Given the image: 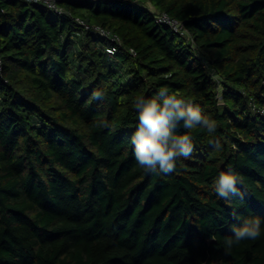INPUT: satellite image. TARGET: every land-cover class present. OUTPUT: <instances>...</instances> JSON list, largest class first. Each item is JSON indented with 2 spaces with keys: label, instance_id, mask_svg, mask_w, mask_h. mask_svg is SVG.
Instances as JSON below:
<instances>
[{
  "label": "trees",
  "instance_id": "obj_1",
  "mask_svg": "<svg viewBox=\"0 0 264 264\" xmlns=\"http://www.w3.org/2000/svg\"><path fill=\"white\" fill-rule=\"evenodd\" d=\"M60 5L0 0V264H264V0ZM162 88L217 125L179 128L194 152L167 175L130 142L136 98ZM221 171L242 197L217 196ZM253 216L260 238L226 252Z\"/></svg>",
  "mask_w": 264,
  "mask_h": 264
},
{
  "label": "clouds",
  "instance_id": "obj_2",
  "mask_svg": "<svg viewBox=\"0 0 264 264\" xmlns=\"http://www.w3.org/2000/svg\"><path fill=\"white\" fill-rule=\"evenodd\" d=\"M95 99L103 94L95 92ZM137 115L136 130L130 138L134 148L136 163L144 170L157 174H171L177 170L181 158L189 159L194 152L193 136L187 131L178 133L179 128L192 130L205 129L208 133L216 131V122L204 116L198 106L169 94L166 88L160 89L156 98L139 96L135 100ZM108 126L107 122H102ZM217 150L219 140L210 141ZM238 175L231 171H221L215 180V192L221 199L234 195L243 196L237 184ZM262 220L258 216L246 217L239 226L233 227V236L224 241L225 251L241 241H255L261 236Z\"/></svg>",
  "mask_w": 264,
  "mask_h": 264
},
{
  "label": "built area",
  "instance_id": "obj_3",
  "mask_svg": "<svg viewBox=\"0 0 264 264\" xmlns=\"http://www.w3.org/2000/svg\"><path fill=\"white\" fill-rule=\"evenodd\" d=\"M28 2H32V3H36V4H41L44 5L45 7H47L48 9L54 11L55 13L58 14H62L64 13V9L62 8V6L60 5V1L61 0H26ZM78 23L83 25L86 29H89V26L86 25L83 21L77 19ZM156 23L157 25H166L169 26L170 28H172L176 33H179L182 36H189V32L188 30L185 28L184 23L181 22L180 20L173 18L172 16H170L167 13H161L158 14L156 17ZM95 31L105 37V38H110L113 42H115L117 45L121 44L120 39L111 34V32H109L108 30H105L103 28L100 27H96ZM114 51H116V48H113V51L109 50L110 53H113ZM131 54L132 55H136L134 50H131ZM1 62V61H0Z\"/></svg>",
  "mask_w": 264,
  "mask_h": 264
}]
</instances>
